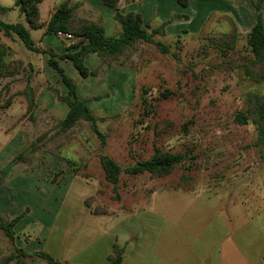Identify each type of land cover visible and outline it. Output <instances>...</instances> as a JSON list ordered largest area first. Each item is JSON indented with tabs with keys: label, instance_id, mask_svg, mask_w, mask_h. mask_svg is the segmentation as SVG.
Here are the masks:
<instances>
[{
	"label": "rangeland",
	"instance_id": "rangeland-1",
	"mask_svg": "<svg viewBox=\"0 0 264 264\" xmlns=\"http://www.w3.org/2000/svg\"><path fill=\"white\" fill-rule=\"evenodd\" d=\"M13 4L0 0V7ZM262 13L264 18V1ZM19 14L0 13V19L26 24ZM231 14H212L199 34L156 35L169 54L140 42L113 73L79 77V97L95 113L104 142L81 122L25 162L18 156L42 135L53 137L63 119L60 110L41 106V92L60 101L66 91L57 78L34 81L22 61L6 62L0 79V218L20 221L14 243L0 230V259L15 254L10 264H48L19 256L20 249L62 263L81 256L86 263L78 257L71 264H111L102 256L115 243L129 245L126 264H172L173 256L180 264H264V160L255 126L235 122L253 96L264 94V82L251 80L244 66L228 70L230 63L252 57L247 36L255 11L247 0L241 20ZM77 16L95 20L81 7ZM171 22L185 20L177 14ZM110 23L107 35H118V25ZM234 30L233 50L210 40ZM18 41L25 58L38 57ZM2 42L11 40L0 32ZM27 85L35 99L31 109ZM157 149L182 153L186 160L164 178L122 173L116 186L105 179L101 155L125 169Z\"/></svg>",
	"mask_w": 264,
	"mask_h": 264
},
{
	"label": "trees",
	"instance_id": "trees-1",
	"mask_svg": "<svg viewBox=\"0 0 264 264\" xmlns=\"http://www.w3.org/2000/svg\"><path fill=\"white\" fill-rule=\"evenodd\" d=\"M15 6L19 8L21 14L26 18L28 27L22 23L8 24L0 20V32L7 37L16 36L25 46V48L34 53L48 56L49 66L59 74L62 83L67 88V95L58 97L60 101L64 102L68 107L66 116L58 122L57 131L50 139L47 135H42L37 140L31 143L30 147L18 156V161H24L30 158L32 154L39 149L46 147L52 139H58L63 136L76 125L81 122L91 124L93 132L104 142V135L97 127L98 119L95 113L88 105V102L81 100L78 96V89L76 82L70 78L60 66L58 59L68 60L72 63L75 70L79 73L81 78L96 77L100 70L90 71L85 65V58L89 54H95L108 67L114 68L125 58H130L134 54L136 45L140 42L152 44L156 46L161 53L169 54V47L164 43L156 41L155 36L164 34V28L170 23L166 21L160 28L154 29L149 23H145L139 13L129 12L121 14L116 12L114 21L118 25L120 32L116 36L109 37L106 33V28L100 20H86L77 16L78 9L82 6L81 3H74L72 0H61L56 12L51 17L45 34L57 36L59 32L72 35L79 40L78 43L67 48V53L57 55L51 50H40L35 46L30 30H40L43 24L40 21L39 5L43 0H14ZM255 11V23L247 36V43L252 57L250 59L243 58L239 62L234 61L229 64L228 70H235L236 67L244 66L246 75L256 83L264 82V18L262 13V3L264 0H249ZM103 4L109 8L116 9L119 0H102ZM178 2L187 5V0H178ZM5 12L10 9H3ZM174 19V18H173ZM172 19V20H173ZM211 42L217 44L222 49L227 48L233 50L237 43V31L225 35L222 38L210 39ZM71 50H74L73 52ZM9 54V48L0 44V79L6 73L7 69L6 57ZM21 64V63H19ZM123 64V63H121ZM27 101L29 109L35 107V99L33 96V89L30 85L26 87ZM29 93V94H28ZM166 95H164L165 97ZM166 98V97H165ZM104 120V119H101ZM235 122L239 125L252 124L257 131L256 145L262 153L264 160V94L261 96H253L250 101L249 108L246 112H241L236 116ZM65 145V142L59 143L53 149L55 152L58 148ZM27 156V157H26ZM186 160V155L182 153L165 152L157 149L154 155L143 162H138L133 166L123 169L113 159L101 155L99 157L101 168L104 172L107 182L117 185L119 183L122 173L129 176H138L142 174H149L153 178H164L170 176L173 171ZM74 165L73 163H70ZM20 221V217L11 221H4L0 218V230L14 243L16 224ZM19 256H38L44 259L48 264H63L56 261L49 254L39 252L30 255L17 249ZM124 249L118 244H114L113 251L109 255V260L112 264H122ZM18 257L11 254L0 259L4 264H10L16 261Z\"/></svg>",
	"mask_w": 264,
	"mask_h": 264
},
{
	"label": "crops",
	"instance_id": "crops-1",
	"mask_svg": "<svg viewBox=\"0 0 264 264\" xmlns=\"http://www.w3.org/2000/svg\"><path fill=\"white\" fill-rule=\"evenodd\" d=\"M60 1L61 0H43L42 3L39 5L40 21L43 24V28L40 30L29 29L32 39L37 48H39L42 51L51 50L55 52L57 55H63L67 53L68 47L79 42V40L65 41L63 39L58 38L57 36L45 34L47 25L53 14L56 12ZM72 1L74 3L82 4L81 11L83 13L84 11H86V13L95 16V17H88V19L94 18L95 20L96 19L103 20V23L106 27V33H108L107 25L108 23L111 22V19L114 21V15L116 12H119L121 14H126L129 12L139 13L142 16L144 22L149 23L151 27L154 29L160 28L162 24L166 21L169 22L173 21L172 19L175 18L177 14H179V16L183 15L185 20L184 23L171 22L164 28V32L166 33V35L169 34L176 35L180 33V31L181 32L187 31L191 34H197V33L199 34L203 29L206 28L205 25L207 23V20L212 14L224 15V14L234 13L235 14V16H233L234 19L241 20V15H239V13L240 14L242 12L244 13V11L247 9V0L239 1L238 3L236 0H187L186 6L188 7L187 8L184 7L183 9H179L176 3L178 2V0H119L116 9H112L105 6L102 0H72ZM236 5L239 6V11L237 10L238 12L235 10ZM3 9H10V11L5 12ZM11 11H16L18 13L20 12L19 8L15 6V1L12 6L0 7L1 15H7ZM22 17L25 18V16L20 13L19 18L22 19ZM114 23L116 24L115 21ZM24 25L28 27L27 21L26 24ZM110 27H112V25ZM33 34L34 36L36 35V37H34ZM9 38L11 40V43L2 42L3 45L9 48L8 59H6L7 63L14 61H22L26 63L27 71L33 72V74L32 72L31 74L33 76L32 79H34V81H36L37 79H44V81H46V79H51V78L52 79L57 78L58 82L61 80L59 74L49 66L47 55H43L41 53L38 54L30 51L38 55V57L35 59L30 57L25 58L23 56L24 55L23 49L21 45L18 43L19 39H14V37H9ZM13 44L17 45L20 54L17 53ZM71 51L73 52L74 50ZM58 61L60 66L64 69L65 73L67 75L70 74L73 77L74 81H77L78 78L81 77L79 73L75 70V68L73 67L70 61L60 60V59H58ZM85 65L90 71L102 70L103 74L104 73L110 74L108 73L109 71L111 73L115 71L114 70L115 68H108L95 54H89L85 58ZM86 79H90V77ZM60 83L62 86L64 85L62 83V80ZM64 88L62 89V91H66V92H64L62 97L66 96L68 92L67 88L66 90ZM78 96H79V91H78ZM37 100H39L38 102H40L41 106L45 109H48L53 112H57V110H60L63 115V118L66 116L68 112L67 105L65 103L58 101L57 99H55V97L53 98L52 94L49 92H41V96H39ZM128 246H129L128 244H126L124 247L120 246L124 248L125 251V254H123L122 264H126V259H128L127 253L130 252L129 250H127ZM110 254L111 251L105 252V254L102 256V259L104 261L110 262L109 261ZM78 257H80L82 260L81 256L72 257V260L78 259ZM160 259L162 260L163 263L166 258H160ZM172 259H173L172 264H180L181 262V259L175 258L174 256L172 257ZM72 260H68V261L64 260L63 264H71Z\"/></svg>",
	"mask_w": 264,
	"mask_h": 264
},
{
	"label": "built area",
	"instance_id": "built-area-1",
	"mask_svg": "<svg viewBox=\"0 0 264 264\" xmlns=\"http://www.w3.org/2000/svg\"><path fill=\"white\" fill-rule=\"evenodd\" d=\"M57 37L65 40V41H71V40L74 41L75 40V38L72 35L67 34V33H62V32H59Z\"/></svg>",
	"mask_w": 264,
	"mask_h": 264
}]
</instances>
